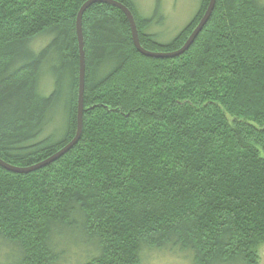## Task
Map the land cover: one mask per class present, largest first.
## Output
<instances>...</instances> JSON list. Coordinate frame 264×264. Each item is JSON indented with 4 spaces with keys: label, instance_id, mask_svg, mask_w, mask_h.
Wrapping results in <instances>:
<instances>
[{
    "label": "trees",
    "instance_id": "obj_1",
    "mask_svg": "<svg viewBox=\"0 0 264 264\" xmlns=\"http://www.w3.org/2000/svg\"><path fill=\"white\" fill-rule=\"evenodd\" d=\"M87 1L0 0V158L12 165L47 159L77 133V17ZM118 1L142 46L158 52L180 49L210 2L162 43L148 32L163 19L160 1L149 17ZM82 26L81 138L38 170L0 165V242L12 248L0 264H57L75 240L85 250L78 264H142L150 249L191 264H260L264 2L217 0L190 48L171 58L142 54L111 4L89 6Z\"/></svg>",
    "mask_w": 264,
    "mask_h": 264
},
{
    "label": "rangeland",
    "instance_id": "obj_2",
    "mask_svg": "<svg viewBox=\"0 0 264 264\" xmlns=\"http://www.w3.org/2000/svg\"><path fill=\"white\" fill-rule=\"evenodd\" d=\"M158 1H160V16L163 19L156 20L150 26L148 32L156 34L160 42L167 43L175 38L192 20L199 10L202 0H133L140 15L145 17L153 15ZM46 42L47 38L41 37L36 39L33 45L38 49ZM51 89L52 78L46 73L41 79V92L48 94ZM73 242L72 244L62 243L60 250L63 251V260L57 264H78L83 258L85 251L83 245L77 240ZM0 243V261H6L3 253L10 251L12 248L7 243ZM260 256V264H264V244L260 248ZM142 264H191V260L188 256L173 255L167 250L150 249L145 250L143 253Z\"/></svg>",
    "mask_w": 264,
    "mask_h": 264
},
{
    "label": "water",
    "instance_id": "obj_3",
    "mask_svg": "<svg viewBox=\"0 0 264 264\" xmlns=\"http://www.w3.org/2000/svg\"><path fill=\"white\" fill-rule=\"evenodd\" d=\"M217 0H210L208 8L206 12L204 13L202 19L192 32V34L189 36L185 44L178 50L170 51V52H158V51H151L148 49H145L139 38V31L136 19L134 17V14L132 11L127 7L124 3L118 1V0H88L84 3V5L81 7L78 17H77V34L79 39V47H80V75H79V111H78V128L77 133L75 137L63 148H61L59 151L54 153L52 156L48 157L47 159H44L36 164L30 165V166H16L12 165L5 160L0 158V165L12 172L16 173H29L35 170H38L40 168H43L53 162H55L57 159L62 157L64 154H66L69 150H71L80 140L82 132H83V114H84V91H85V80H86V60H85V42H84V34H83V26H82V19L85 11L88 9L89 6H91L94 3H107L111 4L113 6H116L120 8L125 15L127 16L131 30L133 35V41L136 46V48L144 55L150 56V57H157V58H171L176 57L184 53L186 50L190 48V46L193 44L199 33L202 31V29L205 27L207 22L210 20L212 13L214 11L215 5Z\"/></svg>",
    "mask_w": 264,
    "mask_h": 264
}]
</instances>
